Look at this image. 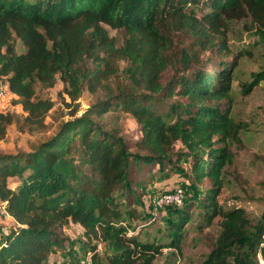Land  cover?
<instances>
[{
  "label": "trees",
  "instance_id": "1",
  "mask_svg": "<svg viewBox=\"0 0 264 264\" xmlns=\"http://www.w3.org/2000/svg\"><path fill=\"white\" fill-rule=\"evenodd\" d=\"M245 19L264 43V0H0V79L23 111L0 112V140L12 126L24 134L53 127L47 118L55 103L38 90L58 80L72 103L85 88L107 95L81 116L73 109L71 119H57L53 135L31 151L0 153V214L13 220L0 225V264H57L55 255L78 253L79 243L91 264H155L163 248L180 252L189 213L169 221L173 239L164 245L130 236L136 213L118 201L119 194L145 197L155 175L143 165L163 170L177 144L175 163L188 164L184 174L195 189L185 202L197 204L207 226L221 218L219 246L203 264H260L259 256L264 263V220L252 226L242 210L218 203L231 162L227 141L238 134L228 109L235 65H209L214 51L230 54L228 24ZM109 29L123 35L121 45ZM121 62L128 83L114 91ZM170 69L174 75L163 83ZM263 80L264 71L249 90ZM112 112L138 123L136 146L145 155L105 128L101 118ZM206 180L210 189L201 191ZM74 225L89 245L61 234ZM93 243L107 250L106 263Z\"/></svg>",
  "mask_w": 264,
  "mask_h": 264
},
{
  "label": "rangeland",
  "instance_id": "2",
  "mask_svg": "<svg viewBox=\"0 0 264 264\" xmlns=\"http://www.w3.org/2000/svg\"><path fill=\"white\" fill-rule=\"evenodd\" d=\"M110 35L116 37L119 45L123 42V35L115 30L109 29ZM227 45L230 54L220 58L219 54L212 53L213 62L209 68L216 70L219 60L228 65L230 69L235 65L232 73V91L230 93L229 113L238 126V134L234 139L227 141V149L231 158L224 170L222 178L221 193L218 198L219 205L225 211L240 209L244 212L246 220L252 226L264 220V80L257 86L250 89V85L257 75L264 71V43L260 40L258 33L250 19L234 21L228 24ZM205 59L209 57L206 54ZM87 68H92L91 62L86 63ZM126 64H119L120 73L110 81V85L115 91L117 87L127 84L124 68ZM174 75L172 69L168 70L163 77V83L168 82ZM64 85L58 80L57 84L50 89L40 92L39 95L52 100L55 103L47 121L53 126L46 132L24 134L17 131L12 126L8 130L7 137L0 140V153L15 154L17 152H29L40 141L50 138L56 127L57 119L61 121L71 119L70 111L77 109V116H81L90 106L103 101L107 95L103 90L91 93L87 88L83 90L82 96L75 102H71L69 97L63 92ZM67 105H71L68 108ZM16 112V110L14 109ZM106 129L118 132L126 141L129 151L133 154L145 155L136 146L141 137L140 127L131 114L112 112L101 118ZM216 147H220L219 144ZM182 146L177 144L173 149V156L170 161L165 162V168L160 169L159 165L144 166V172H153L155 182L152 183L147 195L143 198L132 200L126 194H119L118 201L122 203V211L129 209L131 213H136L129 222L131 226L130 236L140 240L156 241L161 244H168L173 237L169 234V221L180 210L189 213L190 221L184 225V231L180 239V249L163 248L155 264H203L204 261L213 254L219 246L218 239L222 232L221 218L216 217L213 224L206 225V221L201 220V209L197 204L184 206L166 205L156 208L153 200L158 196L171 193L177 188H181L184 195L189 199L195 196V189L190 186L191 182L186 178L189 175V166L186 162L175 163L178 152ZM166 173L165 176L158 177ZM140 175V172H138ZM208 180L199 187L200 190L210 189ZM140 194V192H138ZM142 200L143 205L139 200ZM186 200V198H185ZM12 220L4 213L0 214V225L8 226ZM68 239V243L73 245L76 242L84 241L83 230L80 226H69L61 233ZM77 245L78 255L83 257L78 259L71 254L68 261L73 264H80L86 256ZM97 245V252L103 263H106L107 250L101 244ZM260 264H264L261 256L258 258ZM228 264H237L230 260Z\"/></svg>",
  "mask_w": 264,
  "mask_h": 264
},
{
  "label": "built area",
  "instance_id": "3",
  "mask_svg": "<svg viewBox=\"0 0 264 264\" xmlns=\"http://www.w3.org/2000/svg\"><path fill=\"white\" fill-rule=\"evenodd\" d=\"M15 96L11 93L9 85L5 82V79H0V103L3 101H11ZM7 112V111H6ZM186 196L181 188L175 189L171 193H165L157 198H154L153 203L156 208H160L166 205L182 206L185 202ZM130 235V234H129ZM57 264H73L71 261L61 260ZM80 264H91L90 256H86L81 260Z\"/></svg>",
  "mask_w": 264,
  "mask_h": 264
},
{
  "label": "crops",
  "instance_id": "4",
  "mask_svg": "<svg viewBox=\"0 0 264 264\" xmlns=\"http://www.w3.org/2000/svg\"><path fill=\"white\" fill-rule=\"evenodd\" d=\"M14 100V99H13ZM13 100L11 101H3L2 103H0V112H6V111H14V109L16 110L17 113H23L22 108L20 105H14ZM10 218V217H9ZM11 219V218H10ZM12 220V219H11ZM13 223V220H12ZM82 229V228H81ZM67 254H57L55 255V261H61L63 259H68ZM71 256V255H70ZM75 257H77L78 259L82 258V255H78V253L74 254ZM54 263V262H53Z\"/></svg>",
  "mask_w": 264,
  "mask_h": 264
}]
</instances>
